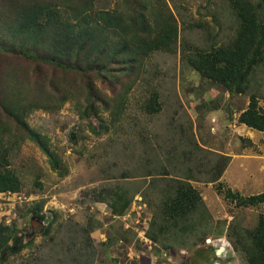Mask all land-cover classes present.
<instances>
[{"label":"rangeland","instance_id":"rangeland-1","mask_svg":"<svg viewBox=\"0 0 264 264\" xmlns=\"http://www.w3.org/2000/svg\"><path fill=\"white\" fill-rule=\"evenodd\" d=\"M167 1L178 19L177 45L173 51L154 52L139 75H122L124 83L134 85L123 112L115 115L100 108L86 117L83 96L67 101L58 111L35 109L27 117L33 128L48 136L64 171L54 169L47 154L25 132H10L4 147L9 149L10 168L21 179L22 188L0 192V222L15 223L28 243L7 251L0 264H124L136 247L144 254L138 253L135 264H247L245 254L234 250L236 232L258 224L264 203L238 206L219 194L209 180L221 153L231 156L220 178L226 187L247 196L264 191V132L238 120L252 94L264 107V64L252 74L245 94H230L203 77L183 60L182 47L205 48L231 39L236 15L228 0ZM107 2L111 8L119 4L130 9L126 0H95V6L102 8ZM10 64L27 67L15 58ZM104 86L112 100L121 96V83L115 89L112 84ZM152 91L160 94L158 113L145 110ZM187 177L209 209L202 212L207 215L203 223L211 224L196 244L181 236L178 241L166 240L167 247L149 237L156 247L171 253L173 262L160 253L157 261L152 260L150 251L136 243L137 218H114L108 203L97 199L109 186H123L133 199L139 195L147 204L145 214L137 215L140 221L146 213L152 220L159 212L163 189L176 178ZM40 200L45 201L43 213L49 222L51 210H56L49 227L48 223L41 228L44 221L29 212ZM224 223H232L231 238L227 232L218 234ZM138 226L143 230L142 223ZM229 242L233 249L225 255L221 247ZM224 256L232 258L223 261Z\"/></svg>","mask_w":264,"mask_h":264},{"label":"trees","instance_id":"trees-1","mask_svg":"<svg viewBox=\"0 0 264 264\" xmlns=\"http://www.w3.org/2000/svg\"><path fill=\"white\" fill-rule=\"evenodd\" d=\"M228 1L238 21L233 37L205 48L191 49L188 44L182 47V57L230 94H245L252 74L264 64V0ZM126 2L129 10L119 4L111 8L109 2L97 8L95 0H0V192L22 188L21 179L10 168L9 149L4 147L14 129L36 141L54 169L65 170L59 154L50 147L48 136L28 122L33 110L55 112L67 101L84 96L86 117L100 108L115 115L123 112L134 85L124 83L122 75H139L145 60L154 52L173 51L177 45L178 19L167 0ZM12 58L27 67L10 64ZM118 83L123 87L121 96L112 100L104 84H112L115 89ZM161 106L160 94L152 91L145 110L158 113ZM238 120L264 131V107L256 94L250 96L249 106ZM230 157L219 153L212 165L214 177L209 181L215 183L217 192L241 207L264 203V191L247 196L220 181ZM191 180L176 178L163 189L159 212L150 222L148 236L167 247L166 240L178 241L181 236L191 244L198 243L204 239L201 233H206V226L211 224L203 223L207 215L202 216V212L209 213V209ZM133 196L116 185L106 188L97 199L107 202L114 214L122 216L131 208ZM44 204L40 200L29 209L32 217L41 222L47 217ZM51 214L48 227L55 221L56 210H51ZM231 227L232 223H224L218 234L227 232L230 237ZM236 236L234 250L245 254L247 264H264V213L259 214L253 229L242 228ZM27 243L15 223L0 222V263L7 251ZM154 252L161 254V248L154 246Z\"/></svg>","mask_w":264,"mask_h":264},{"label":"built area","instance_id":"built-area-1","mask_svg":"<svg viewBox=\"0 0 264 264\" xmlns=\"http://www.w3.org/2000/svg\"><path fill=\"white\" fill-rule=\"evenodd\" d=\"M9 193H11V192H9ZM146 208H147L146 202L143 201V198L141 196L137 195L131 204V208L127 211L126 214L123 215V218H124V220L133 219L134 216L137 218L135 220V223L137 224L136 229L138 231V237H137L136 243L139 242L143 249H148L147 251H150L149 255L152 258V260L157 261L158 260V254L156 252H154L155 243L152 240H149V236L147 233L148 232L147 229L150 226V221H151L152 216L146 213L147 216H145L143 218L142 222L137 217V215L139 217L143 216V213L145 214ZM134 212H135V214H134ZM113 216H114V218L122 217V216H119L116 214H113ZM140 223H142V225H144L143 230L139 229L138 224H140ZM126 227H128V225ZM138 253H141V255H143L144 251H142L141 249L137 250V247H136V252H133L131 250V252H129L128 258L124 264H135L134 263L135 260L140 258V254H138ZM160 255L162 258L166 259L167 261L173 262L171 254H168V252L166 250L161 249Z\"/></svg>","mask_w":264,"mask_h":264},{"label":"flooded vegetation","instance_id":"flooded-vegetation-1","mask_svg":"<svg viewBox=\"0 0 264 264\" xmlns=\"http://www.w3.org/2000/svg\"><path fill=\"white\" fill-rule=\"evenodd\" d=\"M221 249H222V252H225V255H227L226 253L229 252V251H227L226 247H221ZM217 251H218V250L215 249V253H216V254H218ZM219 258H220V257H219ZM231 258H232L231 256H224V257H223L224 260H223V259H222V260H223V261H229V260H231Z\"/></svg>","mask_w":264,"mask_h":264},{"label":"water","instance_id":"water-1","mask_svg":"<svg viewBox=\"0 0 264 264\" xmlns=\"http://www.w3.org/2000/svg\"><path fill=\"white\" fill-rule=\"evenodd\" d=\"M48 223H49V218H47V219L44 220V223L42 224L41 228H44ZM217 252L219 254L220 253V250H218Z\"/></svg>","mask_w":264,"mask_h":264},{"label":"clouds","instance_id":"clouds-1","mask_svg":"<svg viewBox=\"0 0 264 264\" xmlns=\"http://www.w3.org/2000/svg\"><path fill=\"white\" fill-rule=\"evenodd\" d=\"M225 246H226V249H227V251L229 250V248H231L232 247V245L230 244V242L229 243H227V244H224ZM231 245V246H230ZM224 246V247H225ZM230 246V247H229ZM232 249H233V247H232Z\"/></svg>","mask_w":264,"mask_h":264},{"label":"crops","instance_id":"crops-1","mask_svg":"<svg viewBox=\"0 0 264 264\" xmlns=\"http://www.w3.org/2000/svg\"><path fill=\"white\" fill-rule=\"evenodd\" d=\"M245 109H246V108H245ZM241 112H242V111H241ZM241 112H240V113H241ZM244 125H245V124H244ZM246 126H247V125H246ZM247 127H248V126H247ZM248 128H250V127H248ZM251 129H253V128H251ZM254 130H257V129H254ZM258 131H260V130H258ZM260 132H264V131H260ZM229 250H231V249L229 248ZM229 250H228V251H229Z\"/></svg>","mask_w":264,"mask_h":264}]
</instances>
